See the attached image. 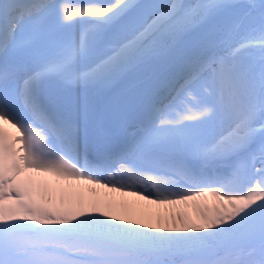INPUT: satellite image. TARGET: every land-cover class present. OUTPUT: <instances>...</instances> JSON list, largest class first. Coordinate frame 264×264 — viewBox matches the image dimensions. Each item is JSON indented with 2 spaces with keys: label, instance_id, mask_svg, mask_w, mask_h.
Returning a JSON list of instances; mask_svg holds the SVG:
<instances>
[{
  "label": "snow or ice",
  "instance_id": "snow-or-ice-1",
  "mask_svg": "<svg viewBox=\"0 0 264 264\" xmlns=\"http://www.w3.org/2000/svg\"><path fill=\"white\" fill-rule=\"evenodd\" d=\"M0 121V264H264V0H0ZM31 172L171 173L151 202L196 216H87Z\"/></svg>",
  "mask_w": 264,
  "mask_h": 264
},
{
  "label": "bare ground",
  "instance_id": "bare-ground-1",
  "mask_svg": "<svg viewBox=\"0 0 264 264\" xmlns=\"http://www.w3.org/2000/svg\"><path fill=\"white\" fill-rule=\"evenodd\" d=\"M76 2L86 3L88 0H76ZM103 2L110 3L111 0H103ZM0 123L4 122L0 121ZM7 125L14 130L16 137L20 135L19 131L13 128L11 124ZM17 147L21 146L17 145ZM25 176L35 178L38 185L54 196L57 202L61 197L70 202L82 201L85 206L84 212L87 216H99L101 212H104L108 215L102 218L110 219L111 216H115L118 218L115 222L124 225L129 221H135L136 223L131 225L133 227H142L145 224L151 225L152 227L147 230L152 232H158L161 226L167 228L173 224L172 218L178 217L180 213H187L192 219H195L196 216V209L192 202L188 205H162L151 202L157 198L158 190L161 192L165 191L163 188L157 189L152 187L151 177H155L157 180L164 179V176H162V179L154 173H145L143 176L135 178L120 173L115 177L118 183L132 185L139 189L138 195H132L130 189L126 191H112L110 190L111 186L109 188H100L82 181L66 180L51 173L31 172L25 173ZM121 176H124V180L120 178ZM165 179L172 182L168 186L169 192L179 193L192 189L191 187L176 184L172 176H166ZM205 203L208 206H212L215 201L209 197ZM91 205H96V207H92ZM69 207H71V204Z\"/></svg>",
  "mask_w": 264,
  "mask_h": 264
}]
</instances>
